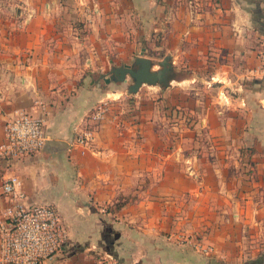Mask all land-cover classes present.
Segmentation results:
<instances>
[{
	"label": "crops",
	"instance_id": "obj_1",
	"mask_svg": "<svg viewBox=\"0 0 264 264\" xmlns=\"http://www.w3.org/2000/svg\"><path fill=\"white\" fill-rule=\"evenodd\" d=\"M0 12V144L23 111L70 147L0 156V210L1 185L17 176L28 205L63 217L67 242L47 264H264V0H11ZM159 33V46L143 45ZM154 46L172 57L175 84L210 79L204 98L172 85L124 102L122 88L92 80L142 52L151 60ZM101 102L91 145L75 146Z\"/></svg>",
	"mask_w": 264,
	"mask_h": 264
},
{
	"label": "built area",
	"instance_id": "obj_2",
	"mask_svg": "<svg viewBox=\"0 0 264 264\" xmlns=\"http://www.w3.org/2000/svg\"><path fill=\"white\" fill-rule=\"evenodd\" d=\"M256 74L264 81V49L258 55ZM106 102L96 105L90 115L91 128H74V145H91L95 128L109 110ZM48 140L44 119L23 111H16L5 124L4 142L0 156L15 159L44 149ZM6 207L0 210V264H47L67 242V228L56 208L50 205H28L22 183L17 176H9L1 185ZM185 240V237H181ZM190 243L188 240L183 241ZM182 242V241H181ZM203 255L212 247L197 245Z\"/></svg>",
	"mask_w": 264,
	"mask_h": 264
},
{
	"label": "water",
	"instance_id": "obj_3",
	"mask_svg": "<svg viewBox=\"0 0 264 264\" xmlns=\"http://www.w3.org/2000/svg\"><path fill=\"white\" fill-rule=\"evenodd\" d=\"M140 57L134 59L131 65H123L110 70L112 74L110 78L100 76V79L105 84L121 83L126 85L128 80L131 84L123 89H126L128 95H135L142 86H158L161 89L169 88L173 83H176L174 69L171 64V56H165L157 63L158 70H154V63L148 58ZM178 83V82H177ZM69 145L64 141L47 140L44 149H49L54 152H62L69 149ZM209 264H219L214 259H211Z\"/></svg>",
	"mask_w": 264,
	"mask_h": 264
},
{
	"label": "rangeland",
	"instance_id": "obj_4",
	"mask_svg": "<svg viewBox=\"0 0 264 264\" xmlns=\"http://www.w3.org/2000/svg\"><path fill=\"white\" fill-rule=\"evenodd\" d=\"M158 1H162V0H158ZM4 3H11V0H0V5L2 4H4ZM1 13V12H0ZM2 15V14H1ZM155 35V34H154ZM154 35H149V37H146L145 39H144V42H143V45L144 46H146V45H148V42H150V40H151V38L154 40V43L155 44H158V46L163 42V36L162 35H160V33H159V35H155V38L153 37ZM155 48V46L154 47H151V48H147L148 49V53H147V55L148 56H150L152 59H151V61H153V63H154V70L156 71V70H158L159 68L156 66L157 65V63L158 62H160L162 59H163V57H162V52L160 51V50H155L154 49ZM138 53H135V55H137ZM134 55V56H135ZM133 61H134V57H130V59L128 60V61H125V63L123 64V62L122 61H119L117 64H115V65H112V66H110V68L109 69H107L105 72H104V74H102V75H94L93 77H92V80H97V82H99V84H100V86L102 87V88H104V85H106V86H109V91L110 92H112V91H114L115 93L116 92H119L117 89H123V88H126V87H128L130 84H131V82H130V80H128V83L126 84V85H121V84H115V83H113V84H104L103 83V81L102 80H100V76H105V77H108V75H109V72H110V70L111 69H113V68H116V67H121V66H123V65H131L132 63H133ZM185 77V75H182V74H180V76L178 77L179 78V80H180V82L181 83H179V84H175V83H173L172 85H175V88H180V87H183V91H187V92H189V94H188V98H192V99H194V98H204L205 97V95L207 94L206 92H204L203 90H202V88L204 87V86H206V82L207 81H209L208 83H212L211 81H210V79H204L203 81H198V82H195L194 80L192 81V82H188V81H184V78ZM172 85L170 86V87H172ZM176 85H179V87L178 86H176ZM188 85H191V86H193L194 88L192 89V90H189L188 89ZM143 87V89H144V91L147 93V92H150V93H155V94H159V93H162L163 91H165L164 89H161V88H159L158 86H142ZM185 88V89H184ZM117 90V91H116ZM207 91V90H206ZM122 97L124 98V102H127L128 101V99H130V97L132 96V95H128L127 94V92H126V89H123V91H122ZM212 94V93H211ZM115 97H117V95L115 96ZM224 101V100H223ZM108 104V108H110V102H108L107 103ZM177 112V116H178V114L180 113V111L179 110H177L176 111ZM190 121L191 120H197L198 119V117L197 116H191L190 118ZM170 125V124H169ZM169 125H167L166 124V127H164L165 128V130H166V133H171V134H177V132H175V131H173V130H170V131H167V129L169 128ZM162 127V126H161ZM171 129H172V127H170ZM162 130V129H161ZM204 132H203V130L199 133V136L200 137H202L201 135L203 134ZM202 143H199V145H201ZM240 168L241 169H243V170H245V169H249V162H247L246 161V159L245 160H243V161H241L240 162ZM127 203V202H126ZM113 209H114V207L113 206H109V207H107V209L105 208V210H107L108 212H114L113 211ZM63 218V217H62ZM175 235H173V237H172V239L173 240H175L176 242H178V243H180L181 241L183 242V241H185L184 239H182L181 237H184V235H182V233H174ZM185 243H187V246L189 247H191V249L195 252V253H197L198 255H200V256H202V257H204V258H207V257H210V256H213V255H215L216 253H215V249L212 247V246H206V245H203V244H199V243H197L196 241H194L193 243H188L187 241L185 242ZM197 245H201V246H203V247H212L213 248V252H211V253H209L208 255H203L199 250H197Z\"/></svg>",
	"mask_w": 264,
	"mask_h": 264
},
{
	"label": "trees",
	"instance_id": "obj_5",
	"mask_svg": "<svg viewBox=\"0 0 264 264\" xmlns=\"http://www.w3.org/2000/svg\"><path fill=\"white\" fill-rule=\"evenodd\" d=\"M162 57H163V54H162ZM126 202H127V199L125 201L124 197L119 198L118 201L113 205V207H114L113 211L114 210L115 211H119L121 208L124 207V205L126 204ZM50 206H52V205H50ZM52 207H54V206H52ZM61 219H62V217H61Z\"/></svg>",
	"mask_w": 264,
	"mask_h": 264
},
{
	"label": "flooded vegetation",
	"instance_id": "obj_6",
	"mask_svg": "<svg viewBox=\"0 0 264 264\" xmlns=\"http://www.w3.org/2000/svg\"><path fill=\"white\" fill-rule=\"evenodd\" d=\"M111 76H113L112 74H109L108 75V78H110ZM101 80V79H100ZM103 81V80H102ZM103 83H104V81H103ZM105 84V83H104ZM110 84H113V83H110ZM115 84H121V83H115Z\"/></svg>",
	"mask_w": 264,
	"mask_h": 264
}]
</instances>
